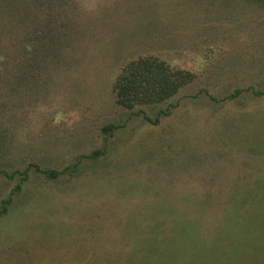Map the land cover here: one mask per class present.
I'll list each match as a JSON object with an SVG mask.
<instances>
[{
    "label": "rangeland",
    "instance_id": "rangeland-1",
    "mask_svg": "<svg viewBox=\"0 0 264 264\" xmlns=\"http://www.w3.org/2000/svg\"><path fill=\"white\" fill-rule=\"evenodd\" d=\"M54 7L86 39L0 62V264H264L217 234L264 231V0ZM142 56L194 79L123 107L116 77Z\"/></svg>",
    "mask_w": 264,
    "mask_h": 264
},
{
    "label": "trees",
    "instance_id": "trees-1",
    "mask_svg": "<svg viewBox=\"0 0 264 264\" xmlns=\"http://www.w3.org/2000/svg\"><path fill=\"white\" fill-rule=\"evenodd\" d=\"M55 3L56 0H0V41L4 40L3 44L0 43V62L9 63L10 54H14L20 61L16 68L20 69L22 63L31 59L37 65V59H41L40 55L46 54L42 57V62L45 61L48 65L58 55L69 53L66 46L68 42L69 45L71 44L74 34L80 33L86 39L88 29L84 27L74 29L75 27L72 28L70 22L56 16L53 9ZM45 5L49 9L46 17L42 13ZM61 13L67 16L64 11ZM58 18L64 22L58 24ZM43 41L48 42L45 49H42L41 46ZM15 63H17V59L14 61ZM37 67L39 66L31 69H38ZM1 69L6 70L7 66L0 64ZM193 79L194 75L188 70L174 67L155 56H142L126 63L116 77L114 83L116 102L126 108H132L137 104L160 102L176 94ZM240 91L238 89L237 93ZM113 127V125H108L105 129L111 130ZM50 173L58 174L54 170ZM17 187L19 188V186ZM9 201L10 198L4 199L3 203L6 204ZM4 211H6V207L0 210V215ZM250 222L257 225L255 220ZM229 224L231 223L229 222ZM247 224L238 227L234 224L231 230L235 227L238 229H235L234 232L231 231L232 239L229 234L230 230H224V234L221 235L217 233L222 242L221 248L225 253L227 252L225 257L235 248L237 252L245 253L241 249L243 246L248 247L249 251L259 252V249L256 250L251 246L264 244V234L262 233L264 231L253 226H246Z\"/></svg>",
    "mask_w": 264,
    "mask_h": 264
}]
</instances>
